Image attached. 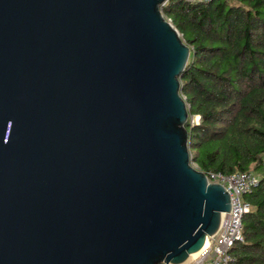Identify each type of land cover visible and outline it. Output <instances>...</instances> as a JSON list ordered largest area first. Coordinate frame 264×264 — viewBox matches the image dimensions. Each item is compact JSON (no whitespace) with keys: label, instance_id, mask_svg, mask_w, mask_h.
I'll list each match as a JSON object with an SVG mask.
<instances>
[{"label":"water","instance_id":"95a60500","mask_svg":"<svg viewBox=\"0 0 264 264\" xmlns=\"http://www.w3.org/2000/svg\"><path fill=\"white\" fill-rule=\"evenodd\" d=\"M167 1L0 0V264H184L220 231Z\"/></svg>","mask_w":264,"mask_h":264},{"label":"trees","instance_id":"16d2710c","mask_svg":"<svg viewBox=\"0 0 264 264\" xmlns=\"http://www.w3.org/2000/svg\"><path fill=\"white\" fill-rule=\"evenodd\" d=\"M162 13L190 47L181 93L191 161L205 174L260 179L232 254L236 264H264V0H168Z\"/></svg>","mask_w":264,"mask_h":264},{"label":"built area","instance_id":"2783aa9c","mask_svg":"<svg viewBox=\"0 0 264 264\" xmlns=\"http://www.w3.org/2000/svg\"><path fill=\"white\" fill-rule=\"evenodd\" d=\"M187 1L210 2L211 0ZM191 122L194 125L199 124L200 117H192ZM194 168L200 171L198 166ZM206 175L209 183L221 184L226 188L231 196L232 211L225 214L218 234L208 237L205 246L199 253L184 264H236L237 258L232 254V249L238 242L243 241V219L251 211V205L245 200V197L259 185L260 179L248 172L232 175L212 172Z\"/></svg>","mask_w":264,"mask_h":264},{"label":"rangeland","instance_id":"374dc122","mask_svg":"<svg viewBox=\"0 0 264 264\" xmlns=\"http://www.w3.org/2000/svg\"><path fill=\"white\" fill-rule=\"evenodd\" d=\"M195 121H197V118H195ZM191 163H192L193 167H197V165L195 163H193L192 161H191Z\"/></svg>","mask_w":264,"mask_h":264},{"label":"bare ground","instance_id":"6f19581e","mask_svg":"<svg viewBox=\"0 0 264 264\" xmlns=\"http://www.w3.org/2000/svg\"><path fill=\"white\" fill-rule=\"evenodd\" d=\"M198 253H199V252H198ZM198 253H196V254H193L192 256H190V258H192V257L196 256ZM190 258H189V259H190Z\"/></svg>","mask_w":264,"mask_h":264}]
</instances>
